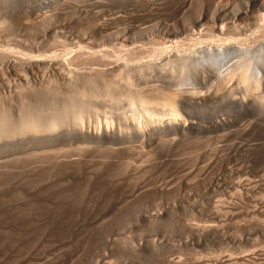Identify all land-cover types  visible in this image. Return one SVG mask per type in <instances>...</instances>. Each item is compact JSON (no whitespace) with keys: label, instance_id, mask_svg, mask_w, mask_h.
<instances>
[{"label":"bare ground","instance_id":"1","mask_svg":"<svg viewBox=\"0 0 264 264\" xmlns=\"http://www.w3.org/2000/svg\"><path fill=\"white\" fill-rule=\"evenodd\" d=\"M20 1L0 0V158L12 169L10 175L6 172L9 190L0 195V206H10L9 230L15 231L35 205L38 209L55 206L61 197L66 202L64 198L71 195L63 197L64 189L69 184L72 187L73 181L99 195L135 193L146 171L140 177L135 170L127 171L124 163L126 170L117 175L126 173L123 182L113 174L130 159L136 144L146 149V159L152 157L165 168L179 166L181 162L172 156L180 144L200 142L204 134L221 130L231 133L236 116L251 114L256 121H264V0H36L38 13L31 10L16 16ZM66 8L86 16L85 20L78 18L79 23L69 27L67 18L58 15ZM169 8L178 12L171 23L161 17ZM139 16L144 18L141 22ZM14 27L38 33L40 44L35 42L37 37L32 38L34 42L26 40L28 33L22 38L29 43L11 37L17 32L12 33ZM251 146L228 144L230 151L223 153L220 163L229 161L232 151L245 155ZM102 147L110 148L107 160H94L93 152ZM145 158L148 164L151 158L148 162ZM214 164L221 165L215 161L202 169L201 184H208L214 192L223 186L242 192L243 181H220ZM55 179L69 184L61 189ZM183 182L177 183L179 189ZM77 190L75 195L83 191ZM218 206L213 209L212 222L199 229L203 241L226 238L221 223L225 211ZM41 208L44 213L46 209ZM33 225L32 230L40 226ZM23 226L29 228L28 222ZM186 226L190 229L189 223ZM92 230L84 236L89 239H82L87 246L101 233ZM24 231L22 236L31 233ZM13 239L7 242L16 246L17 242H9ZM6 253L2 260L10 257ZM231 259L216 256L213 262L229 264ZM209 262L208 256L202 257L201 264Z\"/></svg>","mask_w":264,"mask_h":264},{"label":"rangeland","instance_id":"2","mask_svg":"<svg viewBox=\"0 0 264 264\" xmlns=\"http://www.w3.org/2000/svg\"><path fill=\"white\" fill-rule=\"evenodd\" d=\"M48 1L49 0H42V2ZM16 6L14 14H17L18 16H21L24 11L29 12L34 10L36 13L39 12L36 0H22L20 3H17ZM67 10L68 9L66 8V12L61 11V13H63L58 15H61V19H63V17L64 19L67 18L65 20L68 21L67 23H70L67 24L69 27L72 26L71 24L76 25V23H79V20H81V22L85 20L86 16L83 17L84 15L82 16L75 11H71V9ZM19 13H21V15ZM177 15L178 12L175 9L169 8L167 13L161 15V17L166 19L168 23H171L173 21L172 19ZM78 18L79 20L76 21ZM143 19L142 16H139L137 20L138 22H141ZM14 28L12 33L15 31L17 32L12 34L11 37H17L24 40L28 37L26 39L28 41H31L33 37H37L35 42L37 43L39 41L38 44H40V40H38L40 36L38 33H28L29 30L25 31L24 29ZM22 31L24 32L22 33ZM26 33H28L27 37L25 35ZM22 34L24 36H22ZM32 34L36 36H32ZM29 35H31V37ZM32 41L34 42V40ZM15 49L18 50L19 48L14 47L13 50ZM256 120V117L251 114H245L240 117L236 116V121L234 122L235 129L232 127V131H230L231 133L226 130H221L219 132L204 134L202 139L199 140L201 143L198 141H187L180 144L181 147L178 148V152L176 151L177 155L175 156V153L174 157L172 156L174 161L176 159V162L182 163H179V166L173 165L165 168L164 165L161 166L157 163L158 160L152 157H147L146 159L145 156H143L144 154H147L144 147H140L139 145L137 147V144L134 145L133 147H135V149L132 147V150L134 151H132L130 159H126L127 162L131 163H128L131 166L126 164V161L123 162L125 160L123 159L121 160L123 162H121L122 168L116 171L117 174L114 172L113 175L114 177L116 176L115 180L118 178L117 180L123 182L126 173L124 172L125 174L123 173L122 176L120 175V178L117 175L122 174L119 172H123L127 168V171L135 170L136 172L134 173H138L140 177H142V174L146 171L144 173L145 175L140 179L141 181L139 180L140 184L136 188L137 191L134 190L135 193L131 194V192L129 193L128 191L126 192L127 194L124 193L125 195L119 193L120 196L117 193H100V195H103L100 196L99 192L84 191L85 189L81 187L82 185H77L78 183L70 181V178L69 181L67 178L64 180L72 182V187H70L68 182L64 181L62 184L60 180L56 181L55 179L56 184L58 183L60 188L62 187L61 189H63V186L66 183L69 184H66V186L68 185L72 189L71 190L68 186L67 189L65 187L64 190H66V192L63 194V197H68L69 195L72 196V193L75 195L77 189V192L84 189V194L83 191H81L77 193L78 195H73V198H71V196L68 197L69 199L64 198L66 201H63L64 207L60 205L63 203L61 201L62 197L59 198V201L61 202L57 201V204H55L56 207L58 206L57 209L53 204L46 206L45 209H49V212L44 209L45 206L43 207V205H39L42 207H40L41 209L45 210L44 213L48 212V216L50 213L51 218L42 213V210L40 211V208L38 209V205H35L34 208L31 207L32 209L29 208L28 211H31L32 213L29 212L27 217L21 218L25 222V225L28 222L29 228L23 226V221H20L16 224L19 225L17 226V229L15 228V231L12 229L9 230L10 227H8L11 223V218L9 216L10 206H0V227L3 225L0 228V264H4L5 262L6 264H13L14 262H18V264H94L95 262V264H97V261L99 264H164L163 260H182L188 264H201L202 257L207 256L210 259L209 263L211 264H214L213 260H215L216 256H220L223 259L232 257V259L228 261L231 264H264V121H262V123L259 122L261 120ZM239 142L248 143L252 146L245 155H240L232 151L230 160L225 161V164L223 162L224 165L221 164L220 160L223 153H228V151H230L228 150V144H238ZM101 149L98 148L95 150L96 152H93L92 155H95L94 160L97 159L99 161L100 157L101 161L102 159L104 161L107 160L104 158H107L110 148L107 147L106 149L105 147H102ZM104 154H106V157H104ZM144 158L147 160L146 162L151 158V163L150 161L148 164L145 163ZM4 159L1 160L0 158V176L2 175V178L0 177L2 180H0V195L6 194V192H8L7 189L9 190V187L6 189L8 183L6 185L5 182L8 180V174L10 175L12 170L7 160ZM152 161L154 163H152ZM215 161H218L219 164L223 165V168H218L221 167V165H213L214 167L218 166L215 168V175L217 178L220 181L227 182L232 180L235 181L240 178L245 184V188L240 190L242 192H238V190L236 191L233 188L231 189V186H228L229 188L223 186L224 189L221 187L215 189L214 192V189H210L208 184H201L200 181L202 179L200 176H202V169L211 167ZM124 163L128 166L125 170H123L125 168ZM129 167L131 168L129 169ZM135 168H140V170H142L140 172L139 169L137 170ZM183 174H187L188 176ZM61 180L63 181V179ZM180 182L185 184H182L183 186L181 185L179 189L177 185ZM74 183L77 187H75L76 185H74ZM197 183H199V186ZM189 185L192 186L190 187ZM79 186L81 187L80 189ZM74 187L75 190H73ZM159 187H164V189H160ZM64 190H62L63 193ZM68 190H70V193ZM138 190L139 192L142 190L141 193H139ZM89 193H91V195H89ZM66 194H68V196ZM76 196H79L78 199ZM67 199L69 201L71 199V202H68ZM66 203H69V205L67 206ZM214 205L223 207L222 209L225 211V214L221 217L223 219L221 223L224 225L226 238L220 239V241L217 240L219 242L214 239L203 241V238L201 239V236H199V229L204 224L212 222L211 216L215 207ZM65 206L67 207L65 208ZM70 206L71 208H69ZM61 207L63 208L62 211H60ZM34 209L40 211V213H38V211L35 212ZM66 209H68V213H63V210L65 211ZM228 209L230 212L233 211L232 215L228 212ZM61 213L64 215H61ZM76 213L79 215H75ZM42 214H44L42 216L43 219L45 217L44 221L41 217ZM152 218L154 220H152ZM46 219L50 220L49 222L51 223L46 222L48 221ZM150 219L151 221L149 222ZM30 223H32V227H34L33 224H35V227L38 226L36 224H39L40 226L36 227V230L35 228L32 230ZM41 223L43 225H41ZM188 223L190 229L186 226ZM184 226L187 228H184ZM18 227L22 231L25 229L23 234L28 231L31 232L30 234H28L29 232L26 233L28 234L27 236L30 237L28 238L26 235L22 236V231L18 229ZM30 228L31 231L29 230ZM192 228L193 231H191ZM16 230L18 231V236L20 237L21 235L23 239L21 237L20 239L16 235ZM91 230L92 232L100 231L102 234H99L100 237L97 234L96 237L98 238L96 239L95 237L96 240L93 239L91 244L87 246L84 244L85 242H83V240L89 239V237L86 238L84 236H87V234L90 236L91 233L89 232H91ZM13 232H15V234H13ZM9 234L15 236L13 237L11 235V237H9ZM24 236L27 238H24ZM17 237L20 239L19 243L21 240L24 242L26 241L25 244L21 241V243L24 244L23 246L21 243L19 244L17 242ZM8 238L9 240L16 238L15 240L8 241L10 243L17 242L18 244H16L19 247L17 248V245L13 246L9 244L7 242ZM4 239H6L5 241L7 243L2 241ZM148 239H152V241L148 243ZM153 239L156 240L157 243L155 242L154 244ZM114 241H117V243L115 242L116 246L113 243ZM1 242L5 243L2 244ZM151 242L153 244H150ZM11 246L16 249L14 250ZM84 246H87L88 248H86L91 250L88 252ZM9 248H12L15 252H12ZM4 252H7L6 256L8 255L10 257L7 256V259L2 260V253L5 254ZM249 252L252 253V255L249 254ZM90 255H93V257ZM233 259L238 261L235 262Z\"/></svg>","mask_w":264,"mask_h":264}]
</instances>
